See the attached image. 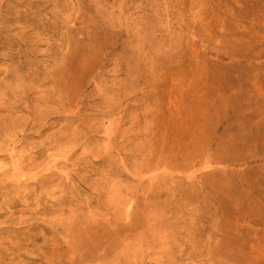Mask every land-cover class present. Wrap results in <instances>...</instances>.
Segmentation results:
<instances>
[{
	"label": "rangeland",
	"instance_id": "374dc122",
	"mask_svg": "<svg viewBox=\"0 0 264 264\" xmlns=\"http://www.w3.org/2000/svg\"><path fill=\"white\" fill-rule=\"evenodd\" d=\"M0 43L45 207L11 210L27 264H264V0H4Z\"/></svg>",
	"mask_w": 264,
	"mask_h": 264
},
{
	"label": "bare ground",
	"instance_id": "6f19581e",
	"mask_svg": "<svg viewBox=\"0 0 264 264\" xmlns=\"http://www.w3.org/2000/svg\"><path fill=\"white\" fill-rule=\"evenodd\" d=\"M3 4L4 0H0V8ZM33 19L31 16V20ZM5 47V43H0V49ZM0 57V60L9 62L6 68L0 72L2 76L0 79V111L6 113L3 117L4 120H8L9 123L12 121L10 127L9 125H5L7 128L4 129L0 127V158H2L0 161V219L5 217L0 221V264H27L24 253L27 251L28 245L32 244L35 247L34 242L38 239L36 234H32V232L40 230L41 225L39 219L35 217L27 220L19 219L13 223L11 210L17 205H22L24 206L22 213L36 216L43 214L45 207L41 206L40 202L38 190L41 177L37 172L38 166L35 164V157L32 154L26 157L23 154L24 150L15 151L23 144L21 139L24 130L21 122L22 117L16 115L20 113L24 104L23 96L27 94L22 85L25 81V76L22 74L25 64L16 61L17 56L8 59V55L4 54ZM32 89L38 90L40 87ZM40 124L43 122L37 121L35 123L37 126ZM3 161H7V163L4 164ZM28 174L29 181L26 180ZM58 202L63 203L62 200H58ZM74 232L77 233L78 231H73L72 234ZM77 238L80 242L86 240L81 234H77ZM78 255L81 257L73 255L68 258L67 264L93 262L92 257L86 256L84 258V253H78Z\"/></svg>",
	"mask_w": 264,
	"mask_h": 264
}]
</instances>
